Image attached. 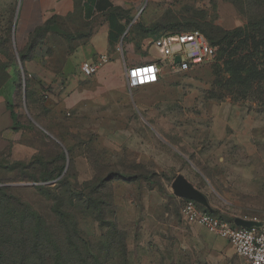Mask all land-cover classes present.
<instances>
[{"label": "rangeland", "instance_id": "obj_1", "mask_svg": "<svg viewBox=\"0 0 264 264\" xmlns=\"http://www.w3.org/2000/svg\"><path fill=\"white\" fill-rule=\"evenodd\" d=\"M196 28L217 42L215 62L167 68L159 84L116 98L110 116L27 91L19 71V124L0 134L6 264H244L184 215L171 181L185 175L223 222L264 216V0H145L112 52L139 41L141 59L155 36ZM233 33L232 46L220 42Z\"/></svg>", "mask_w": 264, "mask_h": 264}, {"label": "crops", "instance_id": "obj_2", "mask_svg": "<svg viewBox=\"0 0 264 264\" xmlns=\"http://www.w3.org/2000/svg\"><path fill=\"white\" fill-rule=\"evenodd\" d=\"M144 4L145 0H0V134L15 128L8 106L19 87V71L27 75L29 89L39 90L48 101L64 97L71 112L101 108L103 116H110L115 99L130 91L127 71L152 63L158 56L153 42L159 36L151 40L149 56L143 54L141 59L133 56V52L141 51L139 41L125 49L120 58L110 45L111 17L122 31L116 43L120 44ZM6 41L18 65L9 60L3 45ZM103 58L105 62L96 75H81L83 62L96 64ZM167 68L172 67L163 68L161 79ZM34 109L32 106V112ZM171 189L178 200L192 202L200 210L211 209L205 193L185 175L177 174ZM195 195H201L206 206L195 203L191 198Z\"/></svg>", "mask_w": 264, "mask_h": 264}, {"label": "built area", "instance_id": "obj_3", "mask_svg": "<svg viewBox=\"0 0 264 264\" xmlns=\"http://www.w3.org/2000/svg\"><path fill=\"white\" fill-rule=\"evenodd\" d=\"M153 46L158 56L152 63L134 66L127 71L130 91L159 83L165 67L190 72L212 64L217 58V49L200 30L161 35L154 40ZM176 58H180L179 64H175ZM104 62V58L96 64L83 62L81 75L85 78L96 75ZM183 213L193 223L226 240L244 264H264V216L252 221L255 226L244 228L223 222L210 212H202L192 202L186 203Z\"/></svg>", "mask_w": 264, "mask_h": 264}, {"label": "trees", "instance_id": "obj_4", "mask_svg": "<svg viewBox=\"0 0 264 264\" xmlns=\"http://www.w3.org/2000/svg\"><path fill=\"white\" fill-rule=\"evenodd\" d=\"M116 20V18L114 17V16H112L111 17V32H110V45L111 46H115L116 45V43H117V41H118V39H119V37H120V35H121V33H122V31H119V30H117V26L115 25V21ZM194 30H200V31H202L206 36H207V38L210 40V42H211V44L217 49V42L209 35V33L208 32H206L205 30H202V29H200V28H196V29H193V30H190V31H194ZM190 31H187V32H190ZM235 38H236V36H235V34L233 33V34H230V35H227L226 37H224L220 42H224V41H226L227 40V43H229V45L228 46H232L233 44H234V41H235ZM261 44H262V42H261ZM3 45H4V47L6 48V52H7V55L9 56V60L10 61H13L14 60V57H13V55H11V52H10V44H9V41H6V42H4L3 43ZM229 49V47L227 48V49H223L222 50V53H224V52H226L227 50ZM218 54V53H217ZM21 60H22V58H21ZM229 62L231 63V68H232V71H233V61H231V60H229ZM2 69V68H1ZM250 69V66H247L245 69H244V71H247V70H249ZM19 73V72H18ZM21 87V81H20V83H19V87H18V89ZM25 89L27 90V91H29L30 89H29V81H28V77H27V75H26V78H25ZM27 98H29V96H28V93H27ZM27 105V104H26ZM8 108H9V111L11 112V117H12V119L14 120V122H15V126H18V124H19V122H18V116H17V113H16V110H15V108H14V106H13V104H9V106H8ZM27 108H28V111H30V109H29V107L27 106ZM48 131H50L52 134H54L50 129H47ZM56 137H57V139H59V141H61L60 143L63 145L64 144V141H63V139L62 138H60V137H58L56 134H54ZM64 147V146H63ZM68 149V148H67ZM68 151L72 154V152H71V150L70 149H68ZM63 172H64V169H58L57 170V172H56V174L54 175V176H52V178H51V180H57V178H59V177H61V175L63 174ZM69 172H70V169H69ZM67 178V175L64 177V179H66ZM48 184V183H47ZM0 191H3V189H0ZM207 212H210V213H212V211H211V209H207ZM212 214H214V213H212ZM215 215V214H214ZM233 225H234V223H232ZM39 226H41V223L39 224L38 223V226L36 225V227H34L33 228V231L34 232H36V234L38 235V234H40L41 233V227H39ZM37 238V237H36ZM35 237H34V240L36 241V242H38V241H40V239L39 238H37L36 239ZM24 239V238H23ZM14 249H15V251H18V250H20V251H22L21 249H20V246L19 247H13ZM0 254H1V252H0ZM0 264H6V259H4V258H1L0 259ZM33 264V263H32ZM35 264V263H34Z\"/></svg>", "mask_w": 264, "mask_h": 264}, {"label": "water", "instance_id": "obj_5", "mask_svg": "<svg viewBox=\"0 0 264 264\" xmlns=\"http://www.w3.org/2000/svg\"><path fill=\"white\" fill-rule=\"evenodd\" d=\"M175 63L176 64H179L180 63V58H176L175 59ZM28 109V108H27ZM48 134V133H47ZM49 135V134H48ZM234 224L237 226V227H244V228H250V227H253L255 226V224L252 222V221H246V220H243V219H236L234 221Z\"/></svg>", "mask_w": 264, "mask_h": 264}]
</instances>
